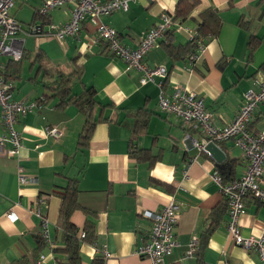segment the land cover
<instances>
[{"label": "crops", "instance_id": "obj_1", "mask_svg": "<svg viewBox=\"0 0 264 264\" xmlns=\"http://www.w3.org/2000/svg\"><path fill=\"white\" fill-rule=\"evenodd\" d=\"M180 1L129 0L127 11L101 20L119 33L124 45L136 48L163 13L177 15ZM42 3L43 0L19 1L11 13L26 29L41 25L44 20L37 16V11ZM24 7L31 10L27 23L18 18ZM72 11V6L53 10L48 16L49 22L43 25L44 31L52 23L68 22ZM211 11L221 21L219 35L200 36L204 49H195L198 58L194 62L190 60L194 53L178 60L171 58L165 44L187 45L190 32H198L203 14ZM177 23L178 27L149 52L147 64L168 69L164 81L168 93L175 86L188 88L204 100L217 124L230 123L240 110L246 92L256 89L255 75L264 71V0H199L197 8L187 18H178ZM96 24L92 17L87 18L79 34L68 37L65 42L54 37L21 36L29 60L23 64L22 78L14 83L15 100L34 102L48 94L40 82L42 74L38 64H32L35 55L42 51L44 67L69 72L75 63L83 66L75 93H80L84 86L93 87L101 103L113 104L115 108L106 111L108 121L96 125L86 153L76 156L77 139L85 125V116L77 107L57 108L58 100L48 98L42 109L20 117L16 125L23 136L19 158L0 156V264H18L24 258L31 261L36 252H49L47 245L38 248L37 236L42 231L44 218L49 222L52 240H60L63 232L59 225L60 208L68 176L79 178V202L89 210V213L76 210L71 222L80 231L88 220L95 224V239L82 244L81 264H152L138 254L152 230V221L143 213L160 212L172 200L181 207L174 230L178 246L165 264H262L258 252L231 240L226 228L228 211L222 225L201 248V234L209 215L224 201L220 187L211 176L218 170L217 164L234 161V175L230 179L242 177L247 165L243 150L234 139L218 144L226 155L222 163L200 152L194 143L202 142L204 135L159 110L160 89L153 83L143 85L141 71L128 69L123 60L102 53L105 43L96 42ZM30 37L37 42L35 49L26 48ZM253 37L259 38L260 43L248 59ZM10 61L7 56L1 58L4 73ZM99 110L96 109L97 117ZM126 110H139V115L128 117ZM51 127L63 132L60 139L47 134ZM250 129L255 133L264 131V104L256 110ZM2 131L0 125V134ZM134 147L149 150L154 160L139 161L133 153ZM19 166L24 168V175L36 178L38 183L20 185ZM221 168L231 173L229 166ZM43 196L47 202L40 207L42 216H38L31 208ZM245 205L246 211L239 220L241 232L245 237L258 238L264 233V203L247 197ZM10 210L19 216L15 222L6 217ZM194 235L199 236L200 245L195 257L187 258ZM105 246L111 254L108 262L101 253ZM61 258L66 264L68 256Z\"/></svg>", "mask_w": 264, "mask_h": 264}, {"label": "built area", "instance_id": "obj_2", "mask_svg": "<svg viewBox=\"0 0 264 264\" xmlns=\"http://www.w3.org/2000/svg\"><path fill=\"white\" fill-rule=\"evenodd\" d=\"M27 3L30 0H0V125L3 132L0 134V156L19 158L23 148V138L16 125L19 116L25 115L43 107V100L26 102L13 98L15 84L5 75V66L1 63L3 56L9 57L14 62H19L24 55V39L22 35L36 36L37 38H57L65 42L68 37L75 36L81 31L85 20L92 17L96 20L97 40L108 44L109 51L117 58L123 60L128 69H136L142 72L141 83L146 85L153 83L160 89L158 108L161 112L173 115L188 126L200 131L204 135L202 142L194 145L201 152H207L210 143L220 144L234 139L235 144L244 152L247 159L246 169L242 177L224 183L218 170L212 174V180L221 189L224 200L228 204L229 221L227 231L231 240L248 250L258 252L261 263L264 264V233L262 236L245 237L240 229V217L245 213V199L252 197L264 203V131L253 132L250 129L252 118L261 104H264V71H259L254 77L256 89L246 92L243 104L235 118L227 124L219 125L215 122L214 114L209 111L204 100L193 91L183 86H175L168 93L164 89V81L168 77V69L165 66L149 65L146 62L151 50L159 46L160 41L168 33L178 27L175 15L163 13L160 21L149 29L136 48L124 45L119 33L102 17H108L119 11L129 9V0H43L37 13L41 17H48L53 10L63 6H72V16L68 22L62 24H50L49 30L44 31L40 24L30 25L27 29L13 17L11 11L18 2ZM190 40L196 37L197 32H190ZM204 49L203 45L199 46ZM198 55H191L194 62ZM49 136L60 139L63 132L57 127L47 130ZM9 145V146H8ZM209 154V153H208ZM18 181L22 186L35 185L38 180L24 175V168H18ZM47 202V197L39 198L31 212L42 216L40 207ZM181 207L174 200L167 203L160 212L145 211L143 216L152 221V230L148 239L139 247L138 254L147 258L152 264H165L174 249L178 246L175 240L174 230L178 223ZM6 217L15 222L19 216L10 210ZM42 235L50 247L54 245L49 231V222L43 219ZM85 235L82 233V237ZM200 245V238L194 235L188 245L186 257L193 258ZM49 255L42 253L36 264H58L52 250ZM103 260L108 262L111 254L106 246L101 251ZM51 259V260H50ZM107 264V263H106ZM230 264V263H226Z\"/></svg>", "mask_w": 264, "mask_h": 264}, {"label": "trees", "instance_id": "obj_3", "mask_svg": "<svg viewBox=\"0 0 264 264\" xmlns=\"http://www.w3.org/2000/svg\"><path fill=\"white\" fill-rule=\"evenodd\" d=\"M199 5V0H181L177 8V15H175V21L178 18H187L195 8ZM37 16L38 13H37ZM40 19L44 20L42 26L47 23L48 17H41ZM49 22V21H48ZM221 21L218 18L216 12H205L203 14V22L196 34V37L187 43V45H175L173 43L165 44V49L169 56L174 60L181 59L187 56L189 53L197 54L195 49L199 48L201 42H199L200 36L203 37H216L220 32ZM171 33V32H170ZM169 34V33H168ZM167 34V35H168ZM105 43V42H104ZM259 38H252L249 42V55L248 59L251 58L253 52L259 46ZM204 46V45H203ZM102 53H107L114 57L113 54L109 51V46L105 43V48ZM116 57V56H115ZM45 55L40 51L32 59V64H38L39 72L42 74L40 82L44 89L48 92L46 96L41 97L37 101L43 100L42 103L47 102V99H57V108H66L70 105L75 106L78 110L85 116V125L82 132L79 134L76 143V155H83L90 147V141L93 136L95 127L98 123L102 121H108L109 118L105 116L107 110L115 108L113 104H103L97 98V91L93 87L84 86L80 93H75V87L81 82L83 74V66L75 63L72 71H65L62 68L53 67H44ZM29 60V54L24 51L23 58L19 62L10 61L7 67L6 72L4 73L5 77L8 80H11L15 83L16 80L22 78V67L25 61ZM35 80V77L32 78ZM49 101V99H48ZM99 110L98 117L96 116V109ZM127 116L132 118H137L139 115V110H126ZM24 116V115H22ZM19 116L18 121L20 119ZM3 130V128H2ZM19 131V130H18ZM3 132V131H2ZM21 133V132H20ZM48 134V133H47ZM23 138V136H22ZM133 153H136V157L139 161H152L154 157L151 155L149 150L146 149H137L134 147ZM74 156V157H75ZM69 158L67 157L66 160ZM234 161H229V164L224 163L223 165L229 166L231 173H226L221 168L223 165L217 164L218 171L223 177L224 183H229L234 179H230L231 175H234ZM82 172V169L80 170ZM68 184L65 187V191L62 196V205L60 208V219L59 225L62 228V235L60 240L53 241L54 245L50 247L46 244L45 239L43 238L42 231L38 240V248H43L46 245L49 246L52 250L55 260L58 264H64V260L61 256L67 255L68 259L66 264H81V247L82 244L86 241H93L95 238V224L93 221L88 220L86 222L85 228L83 231H80L77 226L71 222L72 214L76 210H83L84 212L89 213V210L84 208L79 202V178L78 177H67ZM228 211V204L224 200L218 207H216L209 215V220L207 227L201 234V248L208 242L209 238L215 232V230L222 225L224 222V217ZM82 233L85 235L82 237ZM58 244V245H57ZM30 260L23 259L19 263L22 264H36L40 255L38 253ZM200 253V252H199ZM16 264V262L11 263Z\"/></svg>", "mask_w": 264, "mask_h": 264}, {"label": "rangeland", "instance_id": "obj_4", "mask_svg": "<svg viewBox=\"0 0 264 264\" xmlns=\"http://www.w3.org/2000/svg\"><path fill=\"white\" fill-rule=\"evenodd\" d=\"M19 12L20 13L18 15V18L19 19H22L25 23H27L28 20H30V16H31L30 15L31 10L29 9V7H24L23 10L22 11H19ZM36 47H37V42L35 41V39L32 38V37L27 38L26 48H28V49H35ZM46 254L49 255V252H46Z\"/></svg>", "mask_w": 264, "mask_h": 264}, {"label": "water", "instance_id": "obj_5", "mask_svg": "<svg viewBox=\"0 0 264 264\" xmlns=\"http://www.w3.org/2000/svg\"><path fill=\"white\" fill-rule=\"evenodd\" d=\"M207 152L214 156L219 163H222L226 159V155L221 147L216 143H210L207 146Z\"/></svg>", "mask_w": 264, "mask_h": 264}]
</instances>
